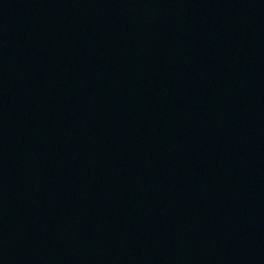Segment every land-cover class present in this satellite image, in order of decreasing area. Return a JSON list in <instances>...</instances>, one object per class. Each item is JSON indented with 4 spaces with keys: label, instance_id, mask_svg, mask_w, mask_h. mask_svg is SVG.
<instances>
[{
    "label": "water",
    "instance_id": "95a60500",
    "mask_svg": "<svg viewBox=\"0 0 264 264\" xmlns=\"http://www.w3.org/2000/svg\"><path fill=\"white\" fill-rule=\"evenodd\" d=\"M0 264H264V0H0Z\"/></svg>",
    "mask_w": 264,
    "mask_h": 264
}]
</instances>
